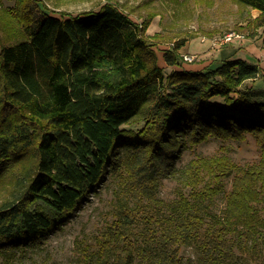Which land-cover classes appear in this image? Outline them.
<instances>
[{
  "label": "trees",
  "instance_id": "obj_1",
  "mask_svg": "<svg viewBox=\"0 0 264 264\" xmlns=\"http://www.w3.org/2000/svg\"><path fill=\"white\" fill-rule=\"evenodd\" d=\"M234 1L259 10L252 22L264 31V0ZM150 22L134 21L111 0L77 14H56L38 0L0 2V189L7 192L0 264H22L108 176L118 186L116 217L96 251L78 243L85 264H228L236 247L264 248L260 67L229 59L178 69L181 40L163 52L166 73L146 34ZM247 134L259 147L255 162H234L224 146L177 165L183 151L211 137ZM163 178L188 188L168 212L156 209ZM219 195L223 209L206 219ZM183 245L197 250L195 261L179 254Z\"/></svg>",
  "mask_w": 264,
  "mask_h": 264
},
{
  "label": "rangeland",
  "instance_id": "obj_2",
  "mask_svg": "<svg viewBox=\"0 0 264 264\" xmlns=\"http://www.w3.org/2000/svg\"><path fill=\"white\" fill-rule=\"evenodd\" d=\"M14 1L0 0L6 8H11ZM106 1L108 0H38V5L44 4L47 10L56 14H77L90 9H98ZM111 1L116 2L136 22L142 24L148 20L151 21L146 34L151 37L150 42L154 44L159 61L163 58V52L172 49L175 43L183 40V53L193 56L194 60L191 62L184 61L183 53L177 50L179 61L191 64L200 63L203 60L200 52L205 48H207L206 52L221 49L227 43L216 46V43L213 42L229 31L242 33L244 37L240 38L241 40L263 37L261 44L264 42L262 27H255L252 22L257 16L252 17L249 7L241 3L238 4L234 0ZM155 34L159 37H153ZM201 37H205L206 40L201 41ZM237 48L241 49L240 47ZM185 50L186 52H184ZM215 54L211 52V58H214ZM246 56L255 60L251 55ZM213 66L217 65L214 64ZM161 67L166 73L170 71V67L164 65ZM262 68L260 67V73L254 81L255 87H264V68ZM224 146L230 148L226 153L240 165L255 162L260 156L259 147L255 139L249 134L243 140L228 139L222 141L211 137L194 148L183 151L177 165L178 167L183 166L197 154L202 156L219 154L225 151L221 149ZM117 188L116 179L113 176H108L98 193L84 204L77 216L66 223L61 230L52 233L39 248L28 250L21 261L22 264H85L86 259L81 249H85L84 251L89 253L96 251L98 247L97 237L116 217L115 197ZM229 188L230 177L226 179V192ZM180 191L187 193L188 188H182L174 179L163 178L158 197L164 200V204L157 205L156 209L168 212L167 204L176 199ZM6 196V190L1 188L0 200ZM134 200L135 198L129 199L131 207L134 206ZM224 203V197L217 196L206 211V219H209V214L212 212L219 213L223 209ZM262 207L264 209V203ZM139 223L140 226L144 224L141 221ZM133 227L137 228L135 225ZM78 243H80L81 249L78 248ZM262 246L259 245L258 251L255 253L236 247L227 258V262L228 264H264V248L262 249ZM178 252L184 260L190 259L191 262L196 260L198 254L192 245H183L179 247ZM135 261L136 264H140L138 258Z\"/></svg>",
  "mask_w": 264,
  "mask_h": 264
},
{
  "label": "crops",
  "instance_id": "obj_3",
  "mask_svg": "<svg viewBox=\"0 0 264 264\" xmlns=\"http://www.w3.org/2000/svg\"><path fill=\"white\" fill-rule=\"evenodd\" d=\"M249 11L251 12L252 17H256L260 13L259 10L253 9V8H250ZM255 38L254 39L247 38L244 40L233 39L231 42L227 43L219 50H210L206 52L207 48H205L200 52L201 53L200 56L203 58L202 62L200 63L196 62L192 64L182 63V66L179 67L178 69L183 68L187 70H202L209 65H214V64L220 65L224 60H229V59H242L249 63L257 64L261 68L262 67L264 68V42L263 44H261V40L263 39V37L258 38V39H255ZM183 47L184 45L178 50L180 53H183V50H182ZM237 47H240L241 49ZM184 52H186V50ZM187 52L190 53V51H187ZM211 52H214V54L216 53L217 56L215 54L214 58H211L212 57L210 56ZM245 54L253 56L255 60H252L249 56H246ZM158 62L161 66L164 65L165 67H170L171 69V66H167V64L165 63L164 58H162Z\"/></svg>",
  "mask_w": 264,
  "mask_h": 264
},
{
  "label": "built area",
  "instance_id": "obj_4",
  "mask_svg": "<svg viewBox=\"0 0 264 264\" xmlns=\"http://www.w3.org/2000/svg\"><path fill=\"white\" fill-rule=\"evenodd\" d=\"M244 35L242 33L239 32H234V31H229L226 32L222 37H220L219 39H215L213 43H216V45H221L224 43H229L231 42L233 39H240L243 38ZM201 41H205L206 38L205 37H201L200 38ZM183 60L186 62H191L194 60V57L188 54H183Z\"/></svg>",
  "mask_w": 264,
  "mask_h": 264
}]
</instances>
